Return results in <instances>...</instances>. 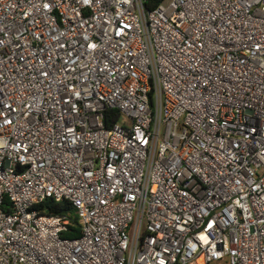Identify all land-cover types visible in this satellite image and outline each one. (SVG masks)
<instances>
[{
	"label": "built area",
	"instance_id": "built-area-1",
	"mask_svg": "<svg viewBox=\"0 0 264 264\" xmlns=\"http://www.w3.org/2000/svg\"><path fill=\"white\" fill-rule=\"evenodd\" d=\"M0 264H264V0H0Z\"/></svg>",
	"mask_w": 264,
	"mask_h": 264
},
{
	"label": "trees",
	"instance_id": "trees-1",
	"mask_svg": "<svg viewBox=\"0 0 264 264\" xmlns=\"http://www.w3.org/2000/svg\"><path fill=\"white\" fill-rule=\"evenodd\" d=\"M160 0H153L156 5ZM152 6V4L150 5ZM106 127H111L113 122L117 120L119 112L117 110H108L106 112ZM42 214L60 216L70 220L69 231L64 232L63 236L66 238H78L81 231L79 229L78 217L75 208L69 201L55 202L52 199L46 200L41 205L36 207Z\"/></svg>",
	"mask_w": 264,
	"mask_h": 264
}]
</instances>
